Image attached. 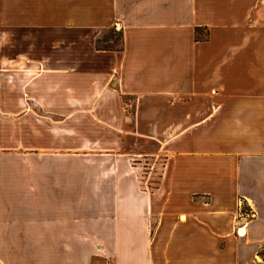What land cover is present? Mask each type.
Wrapping results in <instances>:
<instances>
[{
  "label": "crops",
  "instance_id": "obj_1",
  "mask_svg": "<svg viewBox=\"0 0 264 264\" xmlns=\"http://www.w3.org/2000/svg\"><path fill=\"white\" fill-rule=\"evenodd\" d=\"M157 155L143 190L131 161ZM263 245L264 0H0V264H264Z\"/></svg>",
  "mask_w": 264,
  "mask_h": 264
},
{
  "label": "rangeland",
  "instance_id": "obj_2",
  "mask_svg": "<svg viewBox=\"0 0 264 264\" xmlns=\"http://www.w3.org/2000/svg\"><path fill=\"white\" fill-rule=\"evenodd\" d=\"M125 108H126V111L131 112L130 110L132 108L129 109L127 106H125ZM130 114H133V113H130ZM88 125H90V127L92 128V123H83V122L82 123L81 122H74L73 123V126L76 128H79V129H81L84 126H88ZM95 139L96 138H91V140L96 141ZM70 140H72V142H73L72 145L76 146L80 143L79 141L81 139L74 138V139H70ZM58 145L59 146L60 145L66 146L67 145L66 139L63 137H59L58 138ZM68 145H70V142ZM91 145H93V144H91ZM138 159H133L131 162L133 163V166L135 165V167H138L137 165L140 164V166H139L140 167V171H139L140 173L138 176H140L141 178H144L143 183L141 182V186H142L143 190H146V191L151 190V189L156 187V184L159 180L161 166L163 165L164 156L163 155H157V157L155 156L153 158H151L149 156H145V157H140ZM151 159H153V160H151Z\"/></svg>",
  "mask_w": 264,
  "mask_h": 264
},
{
  "label": "trees",
  "instance_id": "obj_3",
  "mask_svg": "<svg viewBox=\"0 0 264 264\" xmlns=\"http://www.w3.org/2000/svg\"><path fill=\"white\" fill-rule=\"evenodd\" d=\"M109 40H112V42H108ZM107 39V41H105V43L99 41V47H104V48H108L111 50H117V51H121L123 49V37L122 34H117L113 37V39ZM261 257L264 260V245L262 247V249L260 250Z\"/></svg>",
  "mask_w": 264,
  "mask_h": 264
},
{
  "label": "built area",
  "instance_id": "obj_4",
  "mask_svg": "<svg viewBox=\"0 0 264 264\" xmlns=\"http://www.w3.org/2000/svg\"><path fill=\"white\" fill-rule=\"evenodd\" d=\"M127 107L130 109V108H133V105L132 104H128ZM138 166H140V164ZM138 178H139V181L143 183L144 178H141L140 176H138Z\"/></svg>",
  "mask_w": 264,
  "mask_h": 264
}]
</instances>
